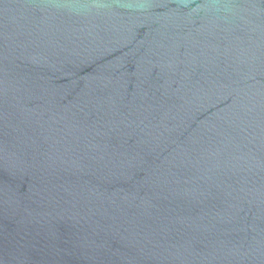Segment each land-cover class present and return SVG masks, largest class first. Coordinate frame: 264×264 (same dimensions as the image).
<instances>
[{"label": "water", "instance_id": "95a60500", "mask_svg": "<svg viewBox=\"0 0 264 264\" xmlns=\"http://www.w3.org/2000/svg\"><path fill=\"white\" fill-rule=\"evenodd\" d=\"M0 264H264V0H0Z\"/></svg>", "mask_w": 264, "mask_h": 264}]
</instances>
